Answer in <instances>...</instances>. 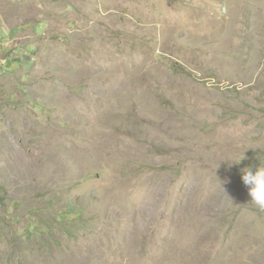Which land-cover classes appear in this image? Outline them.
I'll list each match as a JSON object with an SVG mask.
<instances>
[{
	"label": "rangeland",
	"instance_id": "374dc122",
	"mask_svg": "<svg viewBox=\"0 0 264 264\" xmlns=\"http://www.w3.org/2000/svg\"><path fill=\"white\" fill-rule=\"evenodd\" d=\"M259 164L264 0H0V264H264Z\"/></svg>",
	"mask_w": 264,
	"mask_h": 264
},
{
	"label": "clouds",
	"instance_id": "9594fccd",
	"mask_svg": "<svg viewBox=\"0 0 264 264\" xmlns=\"http://www.w3.org/2000/svg\"><path fill=\"white\" fill-rule=\"evenodd\" d=\"M243 159H245L244 154L238 160H232L231 162L239 163ZM241 178L248 188L250 203L258 210L264 211V164H259L254 171L251 167H245L242 169Z\"/></svg>",
	"mask_w": 264,
	"mask_h": 264
},
{
	"label": "trees",
	"instance_id": "16d2710c",
	"mask_svg": "<svg viewBox=\"0 0 264 264\" xmlns=\"http://www.w3.org/2000/svg\"><path fill=\"white\" fill-rule=\"evenodd\" d=\"M0 201H1V203H2V201H3L2 198H1V195H0ZM66 215H71V214H66ZM66 221H67V219H66Z\"/></svg>",
	"mask_w": 264,
	"mask_h": 264
}]
</instances>
